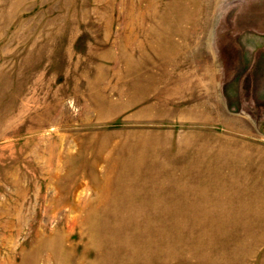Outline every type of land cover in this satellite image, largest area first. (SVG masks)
<instances>
[{"label":"rangeland","instance_id":"1","mask_svg":"<svg viewBox=\"0 0 264 264\" xmlns=\"http://www.w3.org/2000/svg\"><path fill=\"white\" fill-rule=\"evenodd\" d=\"M0 264H264V0H0Z\"/></svg>","mask_w":264,"mask_h":264}]
</instances>
